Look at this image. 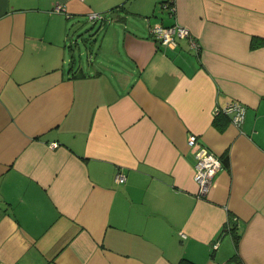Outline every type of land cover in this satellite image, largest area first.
I'll return each mask as SVG.
<instances>
[{
	"label": "crops",
	"instance_id": "1",
	"mask_svg": "<svg viewBox=\"0 0 264 264\" xmlns=\"http://www.w3.org/2000/svg\"><path fill=\"white\" fill-rule=\"evenodd\" d=\"M164 2L0 0V264H264V0Z\"/></svg>",
	"mask_w": 264,
	"mask_h": 264
},
{
	"label": "built area",
	"instance_id": "2",
	"mask_svg": "<svg viewBox=\"0 0 264 264\" xmlns=\"http://www.w3.org/2000/svg\"><path fill=\"white\" fill-rule=\"evenodd\" d=\"M163 5L168 10L174 11L173 0H167ZM93 18H98V15H94ZM149 30L154 40L164 49H175L178 46V40L183 38H189L191 42H194L189 30L177 23L170 26L158 23L151 26ZM223 113L230 117L235 126H240L244 121L246 108L241 103L232 101L223 108ZM187 144L195 148L194 180L198 185V195L202 197L210 190L214 175L221 168L222 161L213 152L199 144L195 135L188 136ZM125 180L126 177L121 172L115 175L117 183L125 182Z\"/></svg>",
	"mask_w": 264,
	"mask_h": 264
},
{
	"label": "rangeland",
	"instance_id": "3",
	"mask_svg": "<svg viewBox=\"0 0 264 264\" xmlns=\"http://www.w3.org/2000/svg\"><path fill=\"white\" fill-rule=\"evenodd\" d=\"M92 26V25H91Z\"/></svg>",
	"mask_w": 264,
	"mask_h": 264
}]
</instances>
